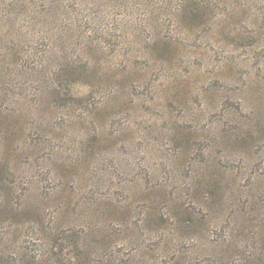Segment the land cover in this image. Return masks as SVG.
Here are the masks:
<instances>
[{
    "label": "rangeland",
    "instance_id": "obj_1",
    "mask_svg": "<svg viewBox=\"0 0 264 264\" xmlns=\"http://www.w3.org/2000/svg\"><path fill=\"white\" fill-rule=\"evenodd\" d=\"M61 232L75 264H264V0H0V259Z\"/></svg>",
    "mask_w": 264,
    "mask_h": 264
},
{
    "label": "trees",
    "instance_id": "obj_2",
    "mask_svg": "<svg viewBox=\"0 0 264 264\" xmlns=\"http://www.w3.org/2000/svg\"><path fill=\"white\" fill-rule=\"evenodd\" d=\"M4 22H6V20H4ZM10 23V22H9ZM12 23V22H11ZM54 229H57V227H55ZM51 241H53V243L55 245H57L58 249H56L57 251L56 252H52L51 256H50V259H51V262L54 261V259L56 261L55 264H75V263H72V260H76L78 259L79 257L78 256H75L74 254H72L70 256V258H67V254L65 253V250L68 249L67 247H71V249H75L76 251H79L82 254L85 253V248L84 246H82L80 243L76 244L74 243L72 246H69L67 240H68V237L65 235L64 232H61V235H50L49 233L47 234ZM71 245V244H70ZM37 258H35L36 260ZM35 260H32V261H35ZM252 264H263V263H260V261H250ZM0 264H4V262L1 261L0 259ZM37 264V263H35ZM174 264H179L178 262H175Z\"/></svg>",
    "mask_w": 264,
    "mask_h": 264
}]
</instances>
